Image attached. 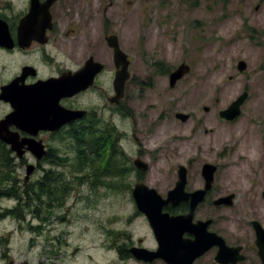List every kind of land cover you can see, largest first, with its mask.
I'll list each match as a JSON object with an SVG mask.
<instances>
[{
    "label": "rangeland",
    "instance_id": "374dc122",
    "mask_svg": "<svg viewBox=\"0 0 264 264\" xmlns=\"http://www.w3.org/2000/svg\"><path fill=\"white\" fill-rule=\"evenodd\" d=\"M67 3L62 17L73 19L75 33L84 30L88 37L89 46L80 49L93 51L90 45L98 40L109 61L104 37L114 34L130 56L131 79L117 122L119 152L113 158L87 147L80 154L73 139L60 155L67 163L54 168L65 169L66 185L38 186L34 180L17 189L5 185L8 191L2 187L4 194L11 188L18 196L27 197L26 191L35 194L31 201L24 198V203L0 196V264L10 260L53 264L48 260L53 250L50 241L54 248L60 246L56 253L64 255L55 264H110V260L120 264L99 247L126 241V232L145 234L144 223L137 221L131 227L136 179L131 159L143 146L151 159L147 184L161 195L175 187L178 167H187L190 160L195 161L189 189L202 186L204 164L217 166V193L234 194L235 210L246 222L245 233L232 239H247L250 250L244 264H261L250 223L258 221L264 228V0ZM239 61L248 66L243 74L237 70ZM182 64L190 72L171 88L169 76ZM244 92L249 96L241 115L233 121L220 118L219 112ZM178 113L191 118L183 123L176 118ZM17 209L18 215L8 214ZM55 216L65 220L57 221ZM50 220V231L32 226ZM113 232L122 235L115 239Z\"/></svg>",
    "mask_w": 264,
    "mask_h": 264
},
{
    "label": "flooded vegetation",
    "instance_id": "af4514ba",
    "mask_svg": "<svg viewBox=\"0 0 264 264\" xmlns=\"http://www.w3.org/2000/svg\"><path fill=\"white\" fill-rule=\"evenodd\" d=\"M62 1L54 0L49 3L48 0H35L34 13L31 14L32 0H0V196H10L22 203L24 198L32 199V196H18L17 191L15 192L12 188L9 194H4L1 193L2 187L4 191H8L5 185L17 189L34 180L38 186L66 185L65 169L60 168L61 172H56L54 168L60 167V162L67 161L60 155L61 152L66 153V143L70 144L71 140L80 139L83 149L90 147L94 152L109 153L113 158L119 152L117 122H119L122 101L119 103L115 99L117 94L114 91V80L119 66L115 62L113 50L107 45L110 59L106 61L98 40L90 45L95 48L93 51L80 49L89 46L86 31L75 33L73 19L62 17L65 7L69 5L67 0L64 3ZM29 16L31 18H28ZM73 33L75 35L72 37ZM109 35L114 34H105V37ZM91 60L90 71L94 73L92 82L87 81L85 76L84 81L86 85H89L84 89L80 88L78 91L68 93L64 85L66 83L71 85L73 80L77 81L79 78L75 75L84 70ZM97 64L101 66L100 69L96 66ZM105 111L109 112L105 114ZM133 138L138 141L135 136ZM2 139L15 140L21 146L19 148L22 155L19 156L17 151L13 150L12 144ZM94 140L96 142L92 146ZM30 143L37 146L38 153L43 148L44 154L41 158H38L30 149ZM56 143L63 147L56 146ZM138 160L145 166L138 167L135 164ZM150 160L144 146L138 149V153H135L133 160L131 159V170L136 176L134 187L137 184L150 187L145 177L150 169ZM194 161V159L190 160L187 167L183 166L187 169L185 192L188 194L203 190L205 187L201 169L202 186L197 189L188 188V176ZM29 169L32 172L27 180ZM133 189L131 191V227L135 222L140 221L146 227L145 234L126 232V241L101 244L99 250L111 255L114 257L112 260L120 264H176L179 253L175 248L179 241H192L195 236L186 233L180 240L176 230L166 238V242L169 243L162 244V255L156 254L161 244L147 216L138 210ZM172 190L165 195L156 191L163 201H167L169 192ZM231 195L218 194L213 183L203 201L196 207L193 223L208 221V232L213 236H211L209 249L192 264H222L218 255L220 251L222 252L221 247L225 246L240 248L235 255L239 259L236 264H244L248 260L250 247L247 239H232V235L245 233L246 225L242 212L235 210L237 197L233 194V203L230 205L215 204L216 201ZM37 198L40 200V197ZM190 207V201H181L176 205L166 204L162 212L176 217L188 214ZM19 210L8 212V214L18 215ZM53 213L51 212V215ZM53 218L60 222L65 220L60 216ZM251 223L250 226L253 229ZM49 224L51 220L49 223L42 222L32 226L44 227L50 231ZM111 235L117 239L122 234L113 232ZM221 239L224 242H221ZM148 241L151 242L150 245ZM50 244L53 250L48 260L55 264L56 259L63 258L64 255H60V252L56 253V249H60V246L54 248L55 243L50 241ZM169 247L173 249L167 250ZM140 250L147 251L148 260L139 259L136 256V252ZM3 256L6 261L7 255ZM241 257L244 259L240 260ZM259 260L261 262L260 257ZM109 262L112 264L111 260L107 263ZM8 264L16 263L10 260ZM21 264L35 263L23 261Z\"/></svg>",
    "mask_w": 264,
    "mask_h": 264
},
{
    "label": "water",
    "instance_id": "95a60500",
    "mask_svg": "<svg viewBox=\"0 0 264 264\" xmlns=\"http://www.w3.org/2000/svg\"><path fill=\"white\" fill-rule=\"evenodd\" d=\"M48 1L49 3H52L54 0H48ZM34 2L35 0H32L33 10H31V14L34 13ZM28 18H31V16H29ZM105 40L107 42V45L111 49H113L115 62L117 66H119V71L117 72L114 80V89L117 94L115 99L120 103L125 95L126 84L131 77V74L129 72L130 61L128 59V56L121 50L117 36L115 35L106 36ZM91 64H92V60L88 62L87 67L84 70H82L80 73L75 75L79 78L77 81L73 80L71 85L68 83L64 85V88L68 93L69 91L74 92L76 90L78 91L80 88L81 89L86 88L87 85L89 84L86 85L84 81L85 76L87 81L92 82L94 73L90 71ZM96 66L98 67V69L101 68L99 64H97ZM247 67L248 66L245 61H239L237 63V70L241 74H243L247 70ZM189 72H190L189 66H187L186 64L180 65L170 75V87L174 88L177 82L183 79L185 75H187ZM248 96H249L248 92H244L243 94H241L235 101L232 102V104L227 109L219 112L220 118L227 121H233L234 119L239 117L241 115V107L247 100ZM209 110L210 109L207 107L204 109L205 112H209ZM176 118L182 122H187L190 119V116L183 113H178L176 115ZM2 140L12 144L13 150L17 151L19 156L22 155V152L20 151L19 148L21 146L18 145L15 140L13 139H2ZM36 147L32 143H30V149L38 158H41L42 155L44 154V150L42 148L40 149L41 152L38 153L36 152L37 150ZM135 164H137L138 167L145 166V164H143L140 160L136 161ZM145 169L146 167L144 168V170ZM216 171H217L216 166L212 164H205L202 168V175L205 180L204 189L188 194L185 192V188L187 185V169L183 166L179 167L178 181L176 183L175 188L169 192V199L167 201H163V199L155 189L150 188L143 184L135 185L133 189V196L135 198V202L138 207V210L147 216L150 225L156 234L158 242L161 244V247H159V250L157 251L156 254L159 253V255L160 254L162 255V249H163L162 244L169 243L166 242V238H168L169 235L175 233L176 230L178 236L180 237V240H181V236L186 233L193 234L195 236V239L192 241L191 240H184L182 242L179 241L180 243L178 244L177 248H175V250L178 251L179 253L178 262L176 264H192L195 259L202 256L209 249L211 236H213V234L208 232L209 222L198 221L196 223H193V219L195 216L196 207L199 205V203L203 201L207 192L211 189L213 185ZM31 172L32 170L30 169L27 171V177H26L27 180L29 179ZM263 198H264V192H263ZM233 199H234V195L232 194L228 198H224L216 201L215 204L230 205L233 203ZM181 201H190L191 207L188 214L171 217L169 214H164L162 212V209L166 204L176 205ZM251 224L255 232V237H256L255 245L258 249V255L261 259L262 264H264V228L258 221H253ZM221 242L224 241L221 239ZM171 249L173 248L169 247L167 250L170 251ZM221 250L222 252L221 251L219 252L218 258L221 259L222 264H236L239 261V259H237L235 255L239 252L240 248H228L225 246V247H221ZM146 252L147 251H141V250L137 251L136 256L139 259L148 260L149 258ZM242 259L244 258L241 257L240 260Z\"/></svg>",
    "mask_w": 264,
    "mask_h": 264
},
{
    "label": "trees",
    "instance_id": "16d2710c",
    "mask_svg": "<svg viewBox=\"0 0 264 264\" xmlns=\"http://www.w3.org/2000/svg\"><path fill=\"white\" fill-rule=\"evenodd\" d=\"M93 140V139H92ZM75 142H76V145H77V147H78V149H79V153L80 154H82L83 153V151H82V145H81V140L79 139V140H75ZM95 142H96V140H94V143L92 144V146H94L95 145ZM97 145V144H96ZM98 146V145H97ZM84 157H79V159H82V160H85V158L83 159ZM41 193L42 194H44L45 192L44 191H41ZM26 194H27V196H29L30 197V195H32V194H35V192L34 191H26ZM48 194H50V192H48ZM32 199L31 198H29V201H31Z\"/></svg>",
    "mask_w": 264,
    "mask_h": 264
}]
</instances>
